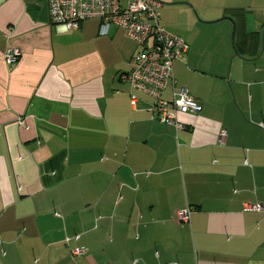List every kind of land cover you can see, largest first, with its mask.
Here are the masks:
<instances>
[{
	"label": "crops",
	"instance_id": "obj_1",
	"mask_svg": "<svg viewBox=\"0 0 264 264\" xmlns=\"http://www.w3.org/2000/svg\"><path fill=\"white\" fill-rule=\"evenodd\" d=\"M159 1L189 46L163 97L203 106L181 129L122 77L123 28L0 0V264H264V0Z\"/></svg>",
	"mask_w": 264,
	"mask_h": 264
},
{
	"label": "built area",
	"instance_id": "obj_2",
	"mask_svg": "<svg viewBox=\"0 0 264 264\" xmlns=\"http://www.w3.org/2000/svg\"><path fill=\"white\" fill-rule=\"evenodd\" d=\"M159 0H47L50 22L63 30H78L81 23L90 18L101 21L104 30L111 25L123 28L127 36L142 49L130 60V70L123 78L137 90L154 97L153 112L159 120L184 127L180 114H194L203 109L202 104L191 96L186 87H180L172 100L163 97L168 82L174 79L173 63L183 59L189 46L179 35L170 32L163 24ZM151 42L150 44H148ZM18 50L6 54L9 63L18 61ZM136 95L132 94L135 101ZM20 124L23 119L18 118ZM225 132L222 133V136ZM248 209L264 211V204H247ZM189 210L178 213L180 220L189 219ZM80 235L75 238L79 239ZM84 247H77L80 254Z\"/></svg>",
	"mask_w": 264,
	"mask_h": 264
},
{
	"label": "trees",
	"instance_id": "obj_3",
	"mask_svg": "<svg viewBox=\"0 0 264 264\" xmlns=\"http://www.w3.org/2000/svg\"><path fill=\"white\" fill-rule=\"evenodd\" d=\"M243 11L244 10L235 9V10H231V12H230V16L234 17L237 20V22L239 23V25H238L239 29H241V22L244 20V16H245Z\"/></svg>",
	"mask_w": 264,
	"mask_h": 264
},
{
	"label": "rangeland",
	"instance_id": "obj_4",
	"mask_svg": "<svg viewBox=\"0 0 264 264\" xmlns=\"http://www.w3.org/2000/svg\"><path fill=\"white\" fill-rule=\"evenodd\" d=\"M162 12V11H161ZM163 16V15H162ZM199 19L200 17L197 16ZM123 37L128 41V42H131V43H134V41H132L131 39H129L126 35H123ZM122 37V39L124 40V38Z\"/></svg>",
	"mask_w": 264,
	"mask_h": 264
}]
</instances>
